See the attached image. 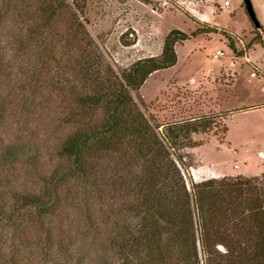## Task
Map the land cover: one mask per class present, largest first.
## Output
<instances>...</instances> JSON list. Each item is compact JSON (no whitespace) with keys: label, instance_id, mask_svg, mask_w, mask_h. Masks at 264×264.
Segmentation results:
<instances>
[{"label":"trees","instance_id":"16d2710c","mask_svg":"<svg viewBox=\"0 0 264 264\" xmlns=\"http://www.w3.org/2000/svg\"><path fill=\"white\" fill-rule=\"evenodd\" d=\"M86 3L0 0V24L8 25L0 78L15 81L0 95V126L14 111L51 102L53 92L64 106L57 121L68 128L49 146L47 164L42 145H0V264H62L82 247L75 264H264V177L191 180L188 188L175 160L184 167L179 151L199 146L192 136L217 127L215 115L159 132L131 94L175 64L174 47L188 35L172 29L158 55L115 71L86 29ZM47 35L67 45L65 57ZM253 43L264 51L261 29ZM16 163L33 167L37 187L16 188L18 178L4 170Z\"/></svg>","mask_w":264,"mask_h":264},{"label":"rangeland","instance_id":"374dc122","mask_svg":"<svg viewBox=\"0 0 264 264\" xmlns=\"http://www.w3.org/2000/svg\"><path fill=\"white\" fill-rule=\"evenodd\" d=\"M250 2L260 28L252 25L243 0H87L86 29L104 61L115 71L136 59L158 55L164 37L172 29L188 35L174 47V65L152 73L137 91H131L144 113L160 125L159 132L174 121L215 115L217 127L192 136L200 145L179 151L184 167L175 160L188 188L191 180L264 177V51L256 43L247 46L255 31L264 32V0ZM9 21L16 23L13 15H9ZM6 26L0 24V38L5 40V33L1 32L7 31ZM62 27L63 21H58L56 28ZM221 30L230 36L234 50L229 48ZM58 39L47 35L45 41L65 57L69 48ZM124 41L131 44L125 45ZM33 45H27V49L33 50ZM217 50L222 53L216 54ZM11 62L13 66L23 63V56L14 57ZM8 82L5 76L0 78V95L15 84ZM50 94L51 102H37L38 112L14 111L8 116L0 126V145H42L41 158L48 163L45 156L49 146L68 129L57 121L64 106L57 104L59 97ZM64 105L68 106L66 98ZM219 114L224 115L216 117ZM6 169L18 178L16 188L37 187V174L31 165L16 163ZM33 230L27 228L26 234H33ZM87 236L86 247H90L93 233ZM84 248L62 264H75L76 258L85 253Z\"/></svg>","mask_w":264,"mask_h":264},{"label":"water","instance_id":"95a60500","mask_svg":"<svg viewBox=\"0 0 264 264\" xmlns=\"http://www.w3.org/2000/svg\"><path fill=\"white\" fill-rule=\"evenodd\" d=\"M243 2H244L245 12H246L249 20L251 21L252 25H254L255 27L259 28L260 27V23H259V21L256 18V15L254 13V10L252 8L250 0H243Z\"/></svg>","mask_w":264,"mask_h":264},{"label":"built area","instance_id":"2783aa9c","mask_svg":"<svg viewBox=\"0 0 264 264\" xmlns=\"http://www.w3.org/2000/svg\"><path fill=\"white\" fill-rule=\"evenodd\" d=\"M228 3H227V1H224V5L226 6ZM222 52H221V50H217L216 51V54H221Z\"/></svg>","mask_w":264,"mask_h":264}]
</instances>
